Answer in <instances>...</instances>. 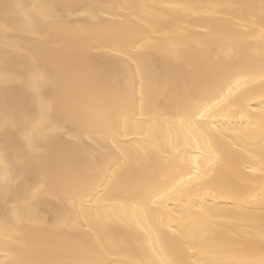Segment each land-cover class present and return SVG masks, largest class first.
Listing matches in <instances>:
<instances>
[{
  "label": "bare ground",
  "instance_id": "6f19581e",
  "mask_svg": "<svg viewBox=\"0 0 264 264\" xmlns=\"http://www.w3.org/2000/svg\"><path fill=\"white\" fill-rule=\"evenodd\" d=\"M261 110L264 0H0V264H259Z\"/></svg>",
  "mask_w": 264,
  "mask_h": 264
},
{
  "label": "snow or ice",
  "instance_id": "6c2138e0",
  "mask_svg": "<svg viewBox=\"0 0 264 264\" xmlns=\"http://www.w3.org/2000/svg\"><path fill=\"white\" fill-rule=\"evenodd\" d=\"M12 7H19V6L10 5L7 3L3 5V8L5 9V11H7L8 9ZM5 78L7 79V77ZM55 106H56V102H55V99H53L52 104H51V109L49 111H54ZM261 112L264 113V110H261ZM18 113H19V117L21 120H23L28 115V102H27V98L23 96V94L20 97V102L18 105ZM198 113H199V118H205L206 116L210 117L212 115V112L209 110L208 107H204L203 105L199 104V102H197L195 99H193L191 107L179 112L178 115L180 116L182 121L183 120L192 121L197 118ZM78 118L82 120H88L91 118V114L88 112H82ZM4 130L7 133L8 131L7 121H5ZM15 131L17 133L22 132L23 128L20 127L19 124H17L15 127ZM25 141L28 143L29 148L32 149L33 152H35L36 146L33 143V138L26 134ZM23 166L25 169L31 166L30 159L27 156L23 160ZM49 180H55V177H47V176L44 177L42 181L43 186L37 187L35 191H32L31 186L25 187V174L24 173H22L19 176V178L16 179V190L20 191L21 189H23V191L25 192V195L22 197L24 200L23 207L31 206L32 204L31 198L38 197L43 191L47 190ZM3 186L6 192H10L9 177L7 175H5L4 177ZM153 195H155L157 199L162 198L160 193H154ZM165 195H167V193H165ZM75 196L77 197L78 200L82 202L84 198L90 196V193L85 188H81V189L76 190ZM11 199L12 197L9 194L8 198L5 200V204L7 205L11 201ZM75 202L76 201H74V203ZM12 210L13 212H17V210L22 211L23 208L19 203H12ZM82 242L85 248L89 250L90 252H92L93 255L95 256V259L84 262V264H112V262L106 258L107 251L104 245L102 244V242H100L97 239H93L88 233H85L83 235ZM172 264H184V262L177 259V260H174ZM216 264H228V262L218 261L216 262ZM259 264H264V258L260 260Z\"/></svg>",
  "mask_w": 264,
  "mask_h": 264
}]
</instances>
